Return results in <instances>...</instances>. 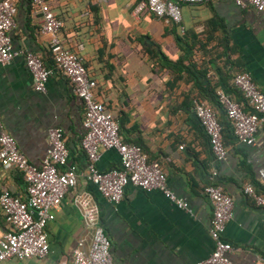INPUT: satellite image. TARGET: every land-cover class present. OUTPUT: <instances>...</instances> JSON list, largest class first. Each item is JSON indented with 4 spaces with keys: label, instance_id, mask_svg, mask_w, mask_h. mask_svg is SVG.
<instances>
[{
    "label": "crops",
    "instance_id": "0c3cea01",
    "mask_svg": "<svg viewBox=\"0 0 264 264\" xmlns=\"http://www.w3.org/2000/svg\"><path fill=\"white\" fill-rule=\"evenodd\" d=\"M17 13L10 32L15 50L39 56L51 69L45 93L33 81L21 57L0 65V121L30 164L41 167L48 148L47 131L60 128L77 168L76 191L92 196L100 225L110 241L115 264H194L206 259L214 245L209 235L212 207L203 194L220 185L233 202V216L223 240L234 252L233 264H264V209L242 194L246 184L264 193V125L253 146L233 135L216 92L235 102L232 78L246 72L264 93V16L230 1L206 0L181 6V24L166 25L134 7L143 0H48L62 21L60 40L83 62L95 81V97L118 124L121 140L136 143L166 174L168 189L188 204L178 209L161 192L125 187L116 206L85 181L87 159L84 107L66 76L56 70L49 52L50 37L28 0H13ZM173 66V67H172ZM233 87V88H232ZM213 109L227 150L217 161L193 105ZM100 171L121 168L114 150H100ZM215 174V175H214ZM25 197V184L14 169L0 165V193ZM65 195L53 221L46 226L49 253L43 259L8 260L4 264H72L79 239L90 234ZM8 226L0 211V238Z\"/></svg>",
    "mask_w": 264,
    "mask_h": 264
},
{
    "label": "built area",
    "instance_id": "2783aa9c",
    "mask_svg": "<svg viewBox=\"0 0 264 264\" xmlns=\"http://www.w3.org/2000/svg\"><path fill=\"white\" fill-rule=\"evenodd\" d=\"M206 0H143L134 7L139 15L147 12L166 25L181 24V6L200 4ZM244 9L250 7L264 16V0H226ZM33 11L40 15L42 33L50 37L49 51L53 67L68 79L73 93L84 107V136L80 147L87 159L83 178L93 185L101 197L111 205H118L124 198L125 187L131 185L146 192H161L178 209L187 210L188 204L177 198L167 187L166 174L157 161H149L141 147L121 140L119 127L104 104L95 97L96 83L88 74L82 60L63 46L60 31L63 27L48 0H31ZM17 8L13 0H0V65L9 64L21 57L33 81V89L45 93L51 75L42 59L29 51L15 50L10 32L15 26ZM233 86L241 93L251 108V113L223 91L216 92L217 102L224 110L234 137L242 144L253 146L258 129L264 125V93L246 72L236 73ZM194 114L208 138L211 151L217 161H224L227 150L222 140V128L213 109L200 102L193 105ZM48 148L41 167L36 168L19 151L14 138L3 131L0 121V165L14 169L25 184V197L0 193V211L9 226L0 238V264L8 260L24 261L43 259L49 253L46 226L55 218L65 195L73 192L72 204L78 211L83 230L90 234V243L84 247V238L79 239L73 251L72 264H115L110 250V241L100 225L97 206L88 193L76 191L78 172L69 162L63 132L60 128L47 131ZM114 150L120 159L121 168L100 171L96 163L100 150ZM215 175V174H214ZM203 194L212 207L209 235L214 248L210 256L194 264H233L230 260L234 248L223 240L226 224L233 216L234 202L220 185H207ZM254 206L264 209V193L257 192L250 184L242 189Z\"/></svg>",
    "mask_w": 264,
    "mask_h": 264
},
{
    "label": "trees",
    "instance_id": "16d2710c",
    "mask_svg": "<svg viewBox=\"0 0 264 264\" xmlns=\"http://www.w3.org/2000/svg\"><path fill=\"white\" fill-rule=\"evenodd\" d=\"M29 1V5H30V7L31 8H33L32 7V3H31V0H28ZM50 52V51H49ZM51 54V53H50ZM43 61V60H42ZM44 62V61H43ZM45 64V63H44ZM52 64H53V59H52ZM173 67V66H172ZM233 88V87H232ZM236 92H237V94L239 95V100H238V102L237 103H239L241 106H242V108H243V111L244 112H246V113H251L252 112V110H251V108L248 106V104H247V102H246V100L243 98V96L241 95V93L234 87L233 88ZM220 123V122H219ZM229 124V123H228ZM229 126H230V124H229ZM230 129H231V127H230ZM232 131V130H231ZM119 134H120V130H119ZM221 134H222V132H221ZM129 144H134V145H137L136 143H129ZM138 146V145H137ZM149 161H152V160H149ZM5 221V220H4ZM8 226V225H7ZM8 229H9V226H8Z\"/></svg>",
    "mask_w": 264,
    "mask_h": 264
}]
</instances>
